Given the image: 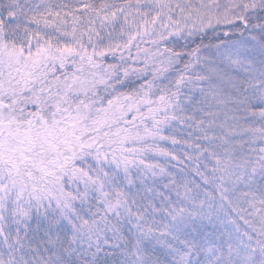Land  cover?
Wrapping results in <instances>:
<instances>
[{"label":"snow or ice","instance_id":"6c2138e0","mask_svg":"<svg viewBox=\"0 0 264 264\" xmlns=\"http://www.w3.org/2000/svg\"><path fill=\"white\" fill-rule=\"evenodd\" d=\"M0 264H264V0H0Z\"/></svg>","mask_w":264,"mask_h":264}]
</instances>
